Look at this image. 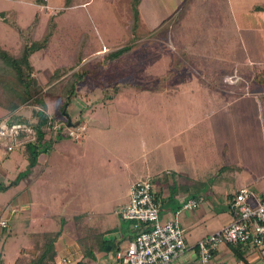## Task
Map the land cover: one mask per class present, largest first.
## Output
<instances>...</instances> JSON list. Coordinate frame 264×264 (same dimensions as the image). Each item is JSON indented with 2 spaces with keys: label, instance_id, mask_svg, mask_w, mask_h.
<instances>
[{
  "label": "rangeland",
  "instance_id": "rangeland-1",
  "mask_svg": "<svg viewBox=\"0 0 264 264\" xmlns=\"http://www.w3.org/2000/svg\"><path fill=\"white\" fill-rule=\"evenodd\" d=\"M46 1L48 7L42 8V17L44 25L50 20L46 32L51 36L48 51L41 49L30 58L33 68L38 69L33 76L45 85L52 68L77 62L85 54L74 67L77 78L68 77L49 87L54 91L55 102L46 99L52 117L63 120L65 112L73 124H83L85 130L80 142L67 138L64 129L47 134L39 143L34 168L11 185L25 170L22 147L11 139L0 141V220L6 222L0 228V264H13L19 259L27 262L39 253L50 254L54 260L51 264H75L79 259L85 264H101L95 260L98 253L112 256L115 250L126 248L131 223L122 221L116 212L124 201L122 189H111L107 179L111 175H106L103 184L95 180L91 186V179L103 175L97 169L112 166L113 160L107 162L103 155L113 153L117 143H121L113 139L111 130L115 125L121 126L120 136L123 134L122 143L127 148L135 142L145 145L147 165H166L163 157L168 154L167 149L174 147L169 153L175 155V147H179L180 160L193 162L196 167L207 166V170L197 174L194 166L197 177L182 181L200 190L206 200L213 199L209 190L219 191L216 181L220 176L216 170L220 166H242L252 172L253 180L264 177L263 98L257 103L249 98L226 102V117L202 119L207 108L203 96L219 92L228 99L245 92L249 95L254 87L251 73H232L223 76V84L209 87V93L204 95L206 78L216 77L214 62H206V50L216 39L206 33L214 23L204 19L205 0ZM178 1L186 5L189 1L193 13L184 20L179 16L176 21L169 14ZM234 4L235 0H230L229 10L235 15ZM141 8H150L155 14L157 29H153L156 23L138 21L140 15H132V11ZM26 16L7 15L0 21V48L15 46L17 36L12 27L31 22V15ZM43 34L47 33L39 32L35 39ZM117 47L122 51L113 57L112 49ZM245 47L250 53V46ZM205 62L210 65L208 69ZM232 75L239 78L234 84L225 81ZM68 81L78 94L71 107L61 110L64 83ZM241 86L243 91L239 90ZM157 90L162 91L156 94ZM17 111V116L24 118L30 113L25 107ZM2 115L0 109L1 120ZM190 121L194 122L192 139L185 132L171 141L170 135ZM138 128L139 140L130 141ZM6 144H12L11 151L4 150ZM200 144L204 152L197 156ZM4 186L7 187L1 189ZM102 241L108 242L105 248L110 247L109 251H100Z\"/></svg>",
  "mask_w": 264,
  "mask_h": 264
},
{
  "label": "crops",
  "instance_id": "crops-1",
  "mask_svg": "<svg viewBox=\"0 0 264 264\" xmlns=\"http://www.w3.org/2000/svg\"><path fill=\"white\" fill-rule=\"evenodd\" d=\"M40 1L41 0H0V21H3L2 19L7 15L20 17L23 14H26V18L31 15V22L25 24L24 26L15 27L20 30L29 28L36 19L37 24L34 30L33 40L38 41L35 39L36 34L39 32L41 34L47 33L46 27H48L50 23V20H48L47 24L44 25L42 17V8L48 7V2L46 0H42V2ZM178 2L175 3L169 14L171 19H175L176 21L179 16H182V20H184L186 19V15L190 16L193 13L191 7L188 6L189 1L187 2V5L185 3L181 4V2ZM205 2H207V4H205L206 10L203 14L204 19H211L212 23H214L212 30L206 33H209V35L212 36V39H216V41L212 43V47L206 50V55L208 56L206 57V62H210L209 60L214 62L216 67L213 65L212 70H215L214 75H216V77L210 76L206 78L205 86L207 88L203 91L204 95L209 93V87L220 85V83L223 84V81L220 79L223 76L232 73H236L237 75L239 74L240 76L243 73H249L248 75L251 73V83L254 86L250 90L249 95L245 92L242 93V95H235L228 97V99H224L221 93L213 92L209 93V96H203L206 99L205 104L207 105V108L205 111L206 113L202 112V119H205L206 121V119L211 116L212 118L226 117V102L235 103L236 101L249 98L253 99L257 103L258 99H264V89H261V87L264 86H259L252 79L253 74L259 69H262L264 66V0H235L234 5L237 6L234 12L235 15L231 14L229 10L230 0H218V3H215V0H205ZM138 4H140V1ZM137 14L140 15L138 21L153 22L154 24L158 21L155 18V14H152L150 8H141L140 11H137ZM157 28L158 26L156 23V26H154L153 29ZM16 29L12 27V30H14L17 36V41L15 40L14 44L15 46L7 51L15 49L20 43L21 39ZM230 33H234V35H232V40ZM44 35L45 34L39 37V40L42 39ZM245 44L250 46V53L247 52ZM258 44L260 46L258 51H256ZM120 48L121 47L114 48L112 49V52H115ZM33 54L29 57V62ZM210 55H212L211 59ZM205 63V69H208L210 65H208V63H206V65ZM59 66L62 65L60 64L57 67ZM57 67L52 68L51 71ZM75 69L76 68H74L73 71H75ZM33 70L36 72L38 69L33 68ZM51 73L52 72H50L47 76L46 81H48ZM36 79L37 81L40 80L39 78ZM235 85H232V87L235 88ZM225 86L229 88L231 85ZM236 86H239V84ZM239 90L243 91V86H241ZM161 91L157 90L155 93L157 94ZM108 101H112V99ZM74 102L75 101L70 104V107ZM220 102L221 104L218 105ZM209 103H212V109H209ZM214 103H217V105L214 106ZM2 111V117H4L3 120H6L10 115L17 116L19 113V111H15L12 114H8L4 110ZM47 113L51 115L48 111ZM121 114L122 113H120V115ZM67 116L69 118L70 115ZM186 123L182 130H177L170 135L171 141L175 138H180L185 132H189L192 139V134L194 133V122L190 121L189 123ZM103 129L106 130L109 128L103 127ZM120 129V125H115V128H113L111 132L115 135L113 137L114 141L118 140L121 141V143H117L119 146H115V151L113 153H105L106 156L103 155L107 162L113 160L112 166L97 169L98 172L103 175H99V177L94 180L90 178L92 181L91 186L95 184V180L100 185L108 179V181H110L109 184L112 185V190L121 188L122 193H124V201L118 206L119 210L127 202L128 190L130 186L138 180L148 179L157 203L159 221L164 222L167 220H176L182 229V238L184 245L186 246V251L180 258L169 264H200L199 258L193 249L194 245L197 241L204 238L208 234L219 230L221 227L231 222L232 217L227 208V204L232 196L241 187L245 186L249 188L257 198L264 196V177L257 176V180H253L251 171H245L242 166L238 167L234 165L231 169H224V166H220L216 170V174L220 176L219 180L216 181L218 184L216 188L219 189V191L209 190L208 195H210L213 199L206 200L204 196H202L200 190L187 186L182 181L190 178L193 179L192 177H197L196 174L201 170H207V166L204 168V164H202L196 167L193 162L189 163L185 160H180L178 155L179 147H175V155L173 152L169 153L170 149H173L174 147L167 149L168 154L165 153V156L163 157V163L166 165L160 166L157 163H150L147 165L145 159V145L142 144L141 146H138L135 142L134 144L130 143V148H127L126 143H122L124 137L123 134L120 136ZM139 134L140 129L138 128L133 131L129 140H139ZM80 141H82V138ZM137 146L138 148H136ZM196 149L197 156H201L199 152H202V154L204 152L202 144L198 145ZM170 157L173 158L172 161H169ZM167 163L169 164L167 165ZM167 166L168 168H166ZM194 166L196 167V174L193 172ZM33 168L34 166L31 169ZM106 175L111 176L107 177ZM188 199H195L198 201V206L192 210H181L180 207L182 203ZM129 230L130 233L127 237V244L132 239L134 234L132 224L129 225ZM109 250V247H107L105 252ZM116 251L117 250H115V252ZM97 256L98 259L95 258V260H100L101 264H110L113 254L111 256L109 254H105L104 252H100ZM207 264H264V252L247 243L220 245L213 251Z\"/></svg>",
  "mask_w": 264,
  "mask_h": 264
},
{
  "label": "built area",
  "instance_id": "built-area-1",
  "mask_svg": "<svg viewBox=\"0 0 264 264\" xmlns=\"http://www.w3.org/2000/svg\"><path fill=\"white\" fill-rule=\"evenodd\" d=\"M238 79L233 75L225 81L235 83ZM48 120L53 132L64 129L67 138L75 142L81 140L85 130L83 124H73L69 120L71 126L67 127L65 118L57 120L51 115H48ZM20 131L29 132L27 122L0 121V141L13 140ZM12 148V144H6L4 150L9 152ZM197 206L198 201L188 199L180 209L192 210ZM227 208L231 222L200 239L193 247L200 264H207L220 245L247 243L264 252V196L257 198L244 186L232 196ZM117 214L122 221L132 223L136 232L126 248L113 254L110 264H169L185 253L186 246L178 222L159 221L157 203L148 179L138 180L130 186L127 202ZM5 226L6 222L0 220V228Z\"/></svg>",
  "mask_w": 264,
  "mask_h": 264
},
{
  "label": "trees",
  "instance_id": "trees-1",
  "mask_svg": "<svg viewBox=\"0 0 264 264\" xmlns=\"http://www.w3.org/2000/svg\"><path fill=\"white\" fill-rule=\"evenodd\" d=\"M42 2V0L40 1ZM133 16H137V11H132ZM3 18V17H2ZM37 21H33L31 26L26 29H16L20 37L19 45L10 51L3 50L0 48V109L4 110L8 114H12L20 108H29V116L27 118L21 116L10 115L6 120L9 122H20L26 123L29 132L20 131L13 139L14 144L22 147V155L25 159V167L22 175L12 181L11 184H16L18 180L24 178L27 174L26 171L30 170L36 161V157L39 154V143L47 135L53 133L48 120L47 113V101L52 104L55 102L54 91L49 90V87L54 84L65 82L64 80L68 77L69 79L76 77L77 71H73L77 63L83 59L85 54H81L77 62L71 64H64L55 68L45 85H40L33 76L34 70L29 62V57L36 51L43 49L45 52L48 51V38L51 33L47 32L41 40L34 41L33 34L36 28ZM122 50L118 49L113 52V57H116ZM116 54V55H115ZM71 73V74H70ZM71 76H69V75ZM65 76V77H64ZM63 78V79H62ZM253 81L259 86H264V66L253 74ZM67 80V79H66ZM66 86L63 94V105L61 110L66 109L75 98H77L76 91L72 84L64 83ZM60 86V84L58 85ZM48 100L46 101V99ZM29 121V122H28ZM8 185V186H9ZM7 186L1 187L4 189ZM132 224V223H131ZM136 230H134V233ZM133 237V236H132ZM108 242H103L100 245V251H105ZM109 249H111L109 247ZM53 257L43 255L39 253L32 259H28L27 262H21L20 259L15 261L13 264H51ZM75 264H85L83 259H79Z\"/></svg>",
  "mask_w": 264,
  "mask_h": 264
},
{
  "label": "water",
  "instance_id": "water-1",
  "mask_svg": "<svg viewBox=\"0 0 264 264\" xmlns=\"http://www.w3.org/2000/svg\"><path fill=\"white\" fill-rule=\"evenodd\" d=\"M62 115L64 116V118L67 120V123H66V126H71L70 123H69V119H68V116L66 115L65 112H62Z\"/></svg>",
  "mask_w": 264,
  "mask_h": 264
}]
</instances>
